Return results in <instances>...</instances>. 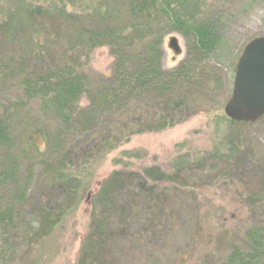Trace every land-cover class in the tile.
<instances>
[{
    "label": "trees",
    "instance_id": "obj_1",
    "mask_svg": "<svg viewBox=\"0 0 264 264\" xmlns=\"http://www.w3.org/2000/svg\"><path fill=\"white\" fill-rule=\"evenodd\" d=\"M202 2L119 0L118 11L112 9L103 19L91 22L90 15L71 14L70 1H63L59 8L20 7L0 24V77L16 81L7 99L10 102L0 103V264H15L21 243L28 247L48 236L71 210L72 202L49 199L54 194L74 196L64 179L65 171L72 181L74 170L73 181L79 183L78 169L132 137L163 132L212 110L209 100L192 95L204 97L206 90L216 89L226 63L233 61V52L221 23L203 16ZM174 32L186 38V56L177 67L165 71L163 43ZM37 33L58 41L48 44V53L30 63L22 49L40 43L30 39L22 46L21 39ZM58 35L66 37L59 40ZM102 47H108L114 57L113 73L93 85L84 61ZM31 67L37 70L31 72ZM82 98L88 100L87 107H80ZM35 100L57 126L45 133L42 155L22 170L13 155L17 122L22 119L21 108ZM136 177L134 171L122 170L101 183L95 198L103 216L93 221L79 264L97 261L103 246L111 241L113 218L125 212L117 205L119 196L125 191L133 193L129 188ZM139 178L146 188L147 182ZM249 206L253 223L238 232L223 264H264V203L253 197Z\"/></svg>",
    "mask_w": 264,
    "mask_h": 264
},
{
    "label": "rangeland",
    "instance_id": "obj_2",
    "mask_svg": "<svg viewBox=\"0 0 264 264\" xmlns=\"http://www.w3.org/2000/svg\"><path fill=\"white\" fill-rule=\"evenodd\" d=\"M63 1H70L71 14L90 15L91 22L119 7V0H0V24L20 7L59 8ZM202 4L203 16L215 17L221 23L233 52V61L226 63L216 89L206 90L204 97L192 95L209 100L212 110L163 132L132 137L130 142L78 169L82 178L79 183L73 181L74 170L72 181L69 171H65L64 179L74 196L54 194L49 199L53 203L68 200L73 204L71 210L48 236L36 239L28 247L21 243L15 264H79L84 240L93 221L102 215V206L95 198L100 185L122 170L138 175L129 188L133 193L128 195L125 191L119 196L117 205L125 212L120 218H113L111 241L103 246L99 259L90 264H223L237 242L238 232L241 234L253 223L250 198L264 203V118L252 124H234L224 115V107L232 96L236 65L245 46L264 36V0H203ZM65 37L60 36L59 40ZM172 38L178 40L181 53L171 49ZM30 39L40 43L33 42L22 49L30 63L48 53V44L56 45L58 41L37 33L21 39L22 46ZM186 51L183 35L174 32L167 36L162 68L171 71L177 67ZM114 61L108 47L96 49L89 61L85 59L84 69L93 85L112 75ZM0 82V103L10 102L7 99L13 95L16 81L3 76ZM87 106L88 100L82 98L80 107ZM20 111L22 119L17 122L13 155L25 170L45 151V133L54 130L57 123L51 114L42 111L39 100ZM229 166L237 167L228 169ZM162 175L166 179L161 181ZM139 176L147 182L146 188ZM151 187L154 190H149ZM158 197L160 204L154 207Z\"/></svg>",
    "mask_w": 264,
    "mask_h": 264
},
{
    "label": "water",
    "instance_id": "obj_3",
    "mask_svg": "<svg viewBox=\"0 0 264 264\" xmlns=\"http://www.w3.org/2000/svg\"><path fill=\"white\" fill-rule=\"evenodd\" d=\"M170 47L181 53L176 38ZM228 119L235 123L252 124L264 118V36L250 41L236 65L233 92L224 107Z\"/></svg>",
    "mask_w": 264,
    "mask_h": 264
}]
</instances>
